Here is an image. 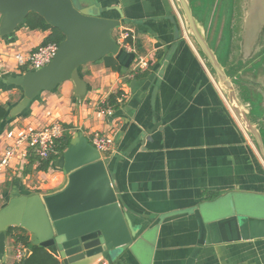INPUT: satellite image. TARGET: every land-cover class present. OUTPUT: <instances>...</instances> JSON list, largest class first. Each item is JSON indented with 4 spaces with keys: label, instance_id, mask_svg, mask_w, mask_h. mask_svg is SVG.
<instances>
[{
    "label": "crops",
    "instance_id": "obj_1",
    "mask_svg": "<svg viewBox=\"0 0 264 264\" xmlns=\"http://www.w3.org/2000/svg\"><path fill=\"white\" fill-rule=\"evenodd\" d=\"M84 2L99 8L101 17L120 21L113 40L119 43V35L127 32L129 51L146 59L147 69L127 80L101 62L87 64L79 70L86 84L83 100L75 98L73 84L66 81L11 117L9 111L21 99L20 90L7 84L20 74L13 55L34 51L48 35L18 27L0 38V105L7 110L0 120V155L22 131L52 122L61 123L71 139L78 133L89 143L93 132H101L113 138L106 169L136 231L112 264H264V239L198 245L200 223L194 211L202 214L206 204L236 196L264 201V163L191 45L173 0ZM255 17L260 19L252 22L256 39L264 8ZM245 38L244 59L252 53V47L245 49L250 46ZM256 71L244 73L247 79L257 78L244 85L250 99L252 87H264V66ZM118 91L122 101L112 115L97 116L102 103ZM32 159L28 152L23 162L17 159L0 173V209L15 196L49 194L66 184L55 160L40 171ZM17 233L6 238L0 264L14 263L12 236ZM93 264L107 263L98 259Z\"/></svg>",
    "mask_w": 264,
    "mask_h": 264
},
{
    "label": "water",
    "instance_id": "obj_2",
    "mask_svg": "<svg viewBox=\"0 0 264 264\" xmlns=\"http://www.w3.org/2000/svg\"><path fill=\"white\" fill-rule=\"evenodd\" d=\"M209 1L173 0L191 45L264 163L263 102L252 96L251 100L245 84L228 75L232 70L235 75L256 73L264 66V20L256 39L253 38L250 46L245 45L247 50L252 47V53L244 59L242 48L252 0H241V25L230 39L217 26L221 8L229 0L222 4ZM76 4L77 8L72 0H0V38L11 35L29 13L39 15L63 36L48 65L7 79V84L21 92V99L9 111L11 117L21 115L41 93L53 91L66 81L73 84L75 98L83 100L86 84L79 70L87 64L101 62L105 69L124 75L134 61L136 54L127 52L112 38L120 21L101 17L100 9L85 5L84 0H76ZM227 17L225 14L224 18ZM253 20L260 19L253 16L249 24ZM106 159L82 134H76L54 161V166L67 179L64 187L49 194L15 196L0 209V261H4V243L10 228L23 230L33 246L45 249L61 264H93L98 259L112 264L124 253L136 237V231L119 206ZM249 200L260 204H246L236 196L222 204H206L202 214L194 211L200 223L198 245L264 239V201ZM239 201L242 203L237 206ZM26 254L29 255V250Z\"/></svg>",
    "mask_w": 264,
    "mask_h": 264
},
{
    "label": "built area",
    "instance_id": "obj_3",
    "mask_svg": "<svg viewBox=\"0 0 264 264\" xmlns=\"http://www.w3.org/2000/svg\"><path fill=\"white\" fill-rule=\"evenodd\" d=\"M129 38L130 35L127 32H122L118 37V44L127 52H131L129 51V44L126 42ZM56 51L57 45L47 44L45 46L40 45L34 51L27 54H14L13 59L17 66V72L24 74L41 69L50 63ZM146 69L147 60L135 56L134 61L127 72L123 75V78L127 80L132 79L134 75L141 73ZM121 101L122 97L116 99L117 103H121ZM101 106V108L97 109V116H101L102 114L106 116L112 115V109L107 103H102ZM66 133V129L63 128L59 122H52L38 129L22 131L11 144L3 149L0 155V173L9 168L17 159H20V161L23 162V158L28 152L34 156L35 161L33 162V165L38 169L43 162L49 160L52 156L57 155V143ZM90 144L96 151L105 155L110 153L114 147L113 138L101 132L92 133ZM26 251L27 250L21 245H16L13 264H20L24 258L28 256Z\"/></svg>",
    "mask_w": 264,
    "mask_h": 264
},
{
    "label": "trees",
    "instance_id": "obj_4",
    "mask_svg": "<svg viewBox=\"0 0 264 264\" xmlns=\"http://www.w3.org/2000/svg\"><path fill=\"white\" fill-rule=\"evenodd\" d=\"M207 1L210 2L209 0ZM193 3L194 1L191 3L192 7L194 8L195 6ZM242 12L243 5L241 0H229L226 6L221 8V16L217 23V26H221L223 28V33L225 34V36L227 35L228 39H230L234 34H237L239 26L241 25ZM225 14L228 15L227 18H224ZM233 18L235 22H233ZM20 27H25L29 31L48 32V35L43 40L41 46H45L47 44L58 45L63 40L62 34L57 29L49 27L45 23V21L35 13H29L28 16L25 18L24 22L20 25ZM126 42L130 43V40L128 39ZM120 95L121 94L118 91L108 97L106 103L111 109L117 106L116 98ZM6 113V107L4 105H0V120H3L5 118ZM70 140V135L65 134L63 138L57 143V155L52 156L49 160L43 162L40 167H38V170L47 171L51 162L56 160L68 147ZM32 160L33 161L31 162L33 163L35 161L34 156ZM14 230L20 231V233H17L16 235L12 236L14 243L16 245H21L26 250H29V255L24 258V260L20 264H60L59 261L54 258L51 254H49L45 249L39 246H33L29 241V237L23 230L19 228H10L7 232V237H10V234Z\"/></svg>",
    "mask_w": 264,
    "mask_h": 264
},
{
    "label": "rangeland",
    "instance_id": "obj_5",
    "mask_svg": "<svg viewBox=\"0 0 264 264\" xmlns=\"http://www.w3.org/2000/svg\"><path fill=\"white\" fill-rule=\"evenodd\" d=\"M72 2H73L74 7L77 8L76 0H72ZM215 2H219V4H222L223 2L226 3L227 0H216ZM209 25H210V28L212 29V23H209ZM221 45H222V43H221ZM220 48H221V46H220ZM262 72H264V71H262ZM256 73H258V72H256ZM228 75L231 76V77H234L235 78L234 81H239L240 84H247V83H250L251 81L257 79V78H253V80L252 79H247L248 76H246V74H243V73L235 75V71H233V70L230 73L228 72ZM252 88H253V92H254L253 93V98L254 99H258L259 102H263L262 103V107L264 108V87H260V86L257 87L256 86V87H252ZM263 127L264 126H262L261 130H263ZM261 134H263V138H264V130L261 132ZM242 199H244V202L246 204L251 203L253 206L254 205L256 206V205L260 204V203L253 202L251 200H246L245 198H242ZM232 203L234 204V200L232 201ZM240 203H242V202L239 201L237 203V206H239L238 204H240ZM253 215H257V214H253Z\"/></svg>",
    "mask_w": 264,
    "mask_h": 264
},
{
    "label": "flooded vegetation",
    "instance_id": "obj_6",
    "mask_svg": "<svg viewBox=\"0 0 264 264\" xmlns=\"http://www.w3.org/2000/svg\"><path fill=\"white\" fill-rule=\"evenodd\" d=\"M262 8H264V1L263 0H252L250 4V11L248 12L247 16V37L249 40V43L252 42L254 38V29L253 25L249 21L252 20V17L255 16V14L262 11Z\"/></svg>",
    "mask_w": 264,
    "mask_h": 264
}]
</instances>
